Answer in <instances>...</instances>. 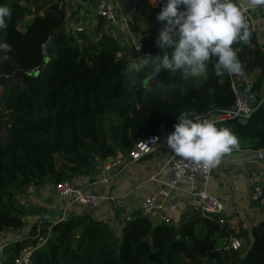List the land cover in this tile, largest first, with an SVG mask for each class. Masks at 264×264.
<instances>
[{"label":"trees","instance_id":"trees-1","mask_svg":"<svg viewBox=\"0 0 264 264\" xmlns=\"http://www.w3.org/2000/svg\"><path fill=\"white\" fill-rule=\"evenodd\" d=\"M141 3L151 14L146 17L148 27L137 30L145 49L155 55L160 51L155 38L161 8L147 0ZM0 4L11 10L7 26L0 28V42L10 45L7 51L0 49V235L27 225L24 215L29 209L18 206L26 187L55 188L62 180L97 174L100 162L110 156L126 160L144 135L170 133L179 112L203 118L227 111L235 101L227 73L210 71L207 80L187 81L170 72L154 76L148 68L131 73L120 39L107 35L96 42L94 35L68 28L64 0ZM32 14L33 22L22 31L20 23ZM105 24L99 17L98 31ZM117 51H122L119 60ZM236 54L249 75L258 70L243 85L244 93L264 96V51L256 37L241 41ZM10 116V125L3 126ZM220 125L237 135L239 148L264 151V100L253 106L247 123L229 119ZM29 213L41 217L25 241L8 244L4 264H14L23 246L37 245L40 237L45 241L22 264H264V217L249 234L239 233L246 237L244 246L217 249L232 231L229 222L196 208L170 224L134 210L132 218L121 219L120 227L87 209H62L52 218L37 205Z\"/></svg>","mask_w":264,"mask_h":264},{"label":"crops","instance_id":"crops-1","mask_svg":"<svg viewBox=\"0 0 264 264\" xmlns=\"http://www.w3.org/2000/svg\"><path fill=\"white\" fill-rule=\"evenodd\" d=\"M98 1H64L66 19L69 20L68 24L74 28L82 26L83 31L95 36L98 31L99 17L95 15L94 8ZM239 1L250 9L251 20L256 25V31L253 35L264 51V15L258 8L253 6L252 0ZM141 2H138L132 11L123 4L117 5V14L120 20L114 24V28L118 33L121 43H123L126 55L132 52L128 40L131 39L132 34L128 29L127 23L121 20V17L122 15L133 16L137 19L138 28L141 30L146 29L148 27L146 17L151 12L148 8L144 9ZM150 4L154 6L151 2ZM180 7L183 8V5ZM121 26H126V28L121 31ZM136 33L137 36L140 35L138 30ZM257 74L258 70H253L250 75L251 79ZM225 126L227 125L225 124ZM172 154L171 148L166 143V146L160 147L140 159H132L128 156L126 160L122 161V166L117 171L106 173L108 177L107 181L103 180L102 170L99 168L100 170L97 174L89 177H79L75 182L85 191L97 193L101 196L99 206L92 213L101 219H108L114 225L120 227L121 219L124 217L128 219L132 218V212L134 210H140V204L144 197L148 193L156 191L163 184L164 178L158 177L157 179H153L152 176ZM257 162L264 164L263 154L249 148H238L224 155L222 161L212 168L211 174L206 181L207 187L215 194L225 198L234 210V214L228 220L230 227L238 231H242V228H244V233L246 234H249V228L253 224L264 217V197L262 199H253L251 188L248 186L249 176L252 170L256 168ZM196 184L199 185V183ZM196 184H192L188 180H183L172 190L169 202L177 205V209L173 213V222L179 221L184 213L189 209L195 208L192 205L191 192L193 186ZM18 199L22 206L25 205L29 209L26 211L28 214L24 215L28 223L21 230L4 231L0 235L1 260H5L7 257L4 254V250L8 244L17 240L25 241L28 234L31 233V225L41 217V215L29 213L34 206H43L46 209V215L48 214L50 215L49 217L56 218V210L61 211L69 201L66 197L60 196L55 188L47 184L26 187L24 192L20 193ZM118 204L122 206L119 207ZM70 210L83 212L85 209L81 205L73 204L69 206L68 211ZM241 224L244 227H241ZM29 243L31 242L23 246V250ZM1 262L4 264L3 261Z\"/></svg>","mask_w":264,"mask_h":264},{"label":"clouds","instance_id":"clouds-1","mask_svg":"<svg viewBox=\"0 0 264 264\" xmlns=\"http://www.w3.org/2000/svg\"><path fill=\"white\" fill-rule=\"evenodd\" d=\"M252 3L264 5V0H252ZM10 15V8L0 4V28L7 26ZM156 19L163 22L155 38L160 51L138 58L129 52L126 67L131 73L138 74L148 68L154 76L170 72L187 81L190 78L207 80L210 71L217 76L242 72V62L232 45L247 41L249 32L237 0H166ZM125 28L121 26V31ZM128 40L130 49L140 48L135 34ZM0 49L7 51L10 45L0 42ZM115 55L119 60L122 51ZM130 83L134 85L135 80ZM177 119L166 143L182 158L213 168L224 155L239 148L237 135L228 127L218 126L215 120L190 112H179Z\"/></svg>","mask_w":264,"mask_h":264},{"label":"built area","instance_id":"built-area-1","mask_svg":"<svg viewBox=\"0 0 264 264\" xmlns=\"http://www.w3.org/2000/svg\"><path fill=\"white\" fill-rule=\"evenodd\" d=\"M68 2L70 0H64ZM146 0H138V2ZM151 2L155 7L161 8L166 0H147ZM241 6L242 12L248 24L249 37L256 31V25L251 20V12L248 6L237 0ZM261 13L264 15V5H255ZM95 15L102 17L106 20V24L101 28L94 36V40L97 42L101 40L103 36H111L115 39H119L118 33L114 28V24L120 20L117 14V5L113 3V0H99L94 8ZM121 20H124L128 29L132 35H136L140 48L137 50L135 46L132 47V51L138 56L154 55V53L145 49L143 42L140 40V36H137L138 22L133 16H123ZM68 28H72L75 31H82V26L74 28L70 24H67ZM163 27V22L159 21V30ZM157 32V33H158ZM248 37V38H249ZM241 41H236L232 47L237 50V46ZM230 79V86L235 93L236 98L232 106L227 111H219L212 113L203 118L215 120L218 126L220 123L229 119H236L239 123L245 124L249 121L253 106L250 104V100L255 97L254 94H246L243 90V85L251 80L249 73L246 70H242L238 74H228ZM243 93V94H242ZM166 137L164 133H151L146 134L138 141H136L133 149L130 151L129 156L132 159H140L144 155L157 150L160 147L166 146ZM224 157V156H223ZM220 159L219 163L222 161ZM102 174L103 180L107 181L108 177L106 173L117 171L122 164V159L116 156H110L102 161ZM218 163V164H219ZM212 168H208L200 163H194L191 160L182 158L176 154L170 155L160 169L152 176L153 179L158 177L164 178V182L160 185L156 191L148 193L140 204V210L143 214L150 215L157 218L163 223L170 224L173 222V213L177 209L175 203H170L169 198L173 189H175L181 181L188 180L194 185L191 197L192 205L202 214L211 216L214 214H220V222H228L229 218L234 214V210L231 208L230 203L219 195L212 192L206 185V181L211 174ZM87 177V176H86ZM248 186L251 188V195L253 199H262L264 197V164L257 162V166L252 170L249 179ZM55 189L60 196L66 197L69 201L64 205L63 212L66 213L69 206L78 204L85 209L93 211L100 204L101 196L96 193L87 192L80 187L75 181L62 180L56 184ZM122 206L121 204H118ZM240 231L232 228L229 235L226 238L225 244L219 243L217 249H239L243 246V241L240 236ZM45 239L40 237V242L33 246L25 247L21 255L15 257L14 264H22L29 262L30 256L34 249L44 242Z\"/></svg>","mask_w":264,"mask_h":264},{"label":"water","instance_id":"water-1","mask_svg":"<svg viewBox=\"0 0 264 264\" xmlns=\"http://www.w3.org/2000/svg\"><path fill=\"white\" fill-rule=\"evenodd\" d=\"M113 3L115 4V5H125V6H127L128 7V9L130 10V11H132V9L134 8V7H136V5L138 4V0H113ZM140 35H141V33H140ZM139 35V36H140ZM52 40H53V36H50L49 37V39L46 41V43H44V45H43V48H44V52L46 53L47 52V50H48V48L50 47V45L52 44ZM123 43H121V49H123ZM243 94V93H242ZM255 95V97L253 98V99H251L250 100V104L252 105V106H254L257 102H262L263 100H264V96H261L260 94H258V93H255L254 94ZM253 112V111H252ZM261 154H263L264 155V151H261L260 152ZM102 161L100 162V164H99V168H101V166H102ZM97 194V193H96ZM18 206H19V208H21L22 207V204L19 202L18 203ZM26 215L28 214V212H26L25 213ZM56 214H57V216H59V214H60V211L59 210H56ZM144 215H146V216H148L147 214H144ZM50 215H46V217H49ZM31 245V243H29V245L28 246H30Z\"/></svg>","mask_w":264,"mask_h":264},{"label":"rangeland","instance_id":"rangeland-1","mask_svg":"<svg viewBox=\"0 0 264 264\" xmlns=\"http://www.w3.org/2000/svg\"><path fill=\"white\" fill-rule=\"evenodd\" d=\"M34 18H35V14H32V15H30L29 17L27 16V17H26V18L20 23V25H19L20 29H21L22 31H25L26 28H27V26H28L30 23L33 22ZM11 120H12V117L10 116L9 119L7 120V122L3 123L2 125L7 127V125H10ZM3 129H5V128H3ZM119 207H120V206H119ZM241 227H244V226H242V224H241ZM250 229H251V228H249V232H250ZM240 232H241V233H244V232H245V229L242 228V231H240ZM245 234H246V233H245ZM240 236H241V235H240ZM241 238H242L243 246H244V245L247 243L246 237H243V236H242ZM7 258H8V257H6L5 260H1V261H6ZM0 259H2V257H1Z\"/></svg>","mask_w":264,"mask_h":264}]
</instances>
